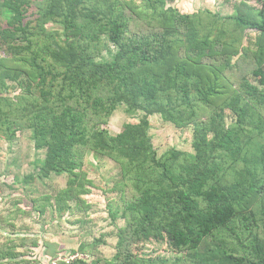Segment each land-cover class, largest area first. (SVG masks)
Masks as SVG:
<instances>
[{"label": "trees", "instance_id": "obj_1", "mask_svg": "<svg viewBox=\"0 0 264 264\" xmlns=\"http://www.w3.org/2000/svg\"><path fill=\"white\" fill-rule=\"evenodd\" d=\"M1 10L0 137L27 130L43 154L24 184L65 178L27 206L69 213L93 185L88 156L117 167L107 201L124 222L116 252L102 257L96 239L91 255L74 252L90 263L55 264H264V0H239L230 14L171 0H0ZM119 107L133 118L113 134L105 125ZM153 114L190 128L192 151L159 155ZM15 227L1 225L0 264H50ZM151 241L174 254L132 250Z\"/></svg>", "mask_w": 264, "mask_h": 264}, {"label": "rangeland", "instance_id": "obj_2", "mask_svg": "<svg viewBox=\"0 0 264 264\" xmlns=\"http://www.w3.org/2000/svg\"><path fill=\"white\" fill-rule=\"evenodd\" d=\"M238 1L171 0V4L187 13L209 9L220 14H230L233 12L234 3ZM7 18L8 13L1 10L0 27L6 25ZM49 26L55 25L50 24ZM246 34L243 40L244 45L253 46L252 38L255 32L248 30ZM238 62L242 72L248 69L247 59L240 57ZM251 80H254L253 77ZM132 118L124 112L123 107H119L110 116L105 127L115 134L120 131L125 121ZM149 121V134L159 155L170 147L192 151L190 128H176L164 122L158 114L150 115ZM42 156L41 152L35 151L30 132L27 130L18 132L16 138L9 142L0 137V239L3 238L1 225L10 221L16 225L14 232L25 233L38 239L40 249H36L37 255L45 256L46 253L48 261L61 255L69 257L78 251L80 245H85V253L91 255L90 245L96 239L99 242H96L93 250L102 257H112L116 252L117 229L124 225L119 217L112 220L107 209V201L111 198L117 200L118 197L117 193L111 190L113 178L117 173L115 164L109 160L95 161L88 156L84 168L93 185L90 191L83 195L85 203L74 207L69 213L59 214L48 211L43 215H38L27 206L29 198L41 193L53 194L55 190L65 185V178L62 176L49 180L44 179L43 182L34 181L29 184L22 182V177L32 170V161L35 157ZM19 208L22 211H18ZM6 227L13 232L10 226ZM43 240L47 244L46 248L43 246ZM132 250L139 254L152 252L153 255L169 257L174 254L166 243L155 241L139 244L132 247ZM82 256H85L87 263H90L91 257Z\"/></svg>", "mask_w": 264, "mask_h": 264}, {"label": "built area", "instance_id": "obj_3", "mask_svg": "<svg viewBox=\"0 0 264 264\" xmlns=\"http://www.w3.org/2000/svg\"><path fill=\"white\" fill-rule=\"evenodd\" d=\"M76 257H82V255L81 254L79 255L78 253H73L69 257H62V256L60 257V256H58V257L54 258L53 260H51L50 264H55L57 259H61V260L63 259L66 262L70 263Z\"/></svg>", "mask_w": 264, "mask_h": 264}]
</instances>
